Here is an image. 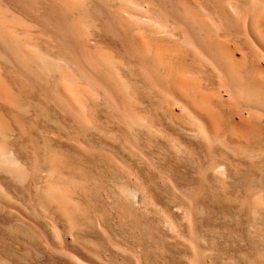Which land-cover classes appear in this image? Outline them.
<instances>
[{"label": "bare ground", "instance_id": "6f19581e", "mask_svg": "<svg viewBox=\"0 0 264 264\" xmlns=\"http://www.w3.org/2000/svg\"><path fill=\"white\" fill-rule=\"evenodd\" d=\"M0 264H264V0H0Z\"/></svg>", "mask_w": 264, "mask_h": 264}]
</instances>
